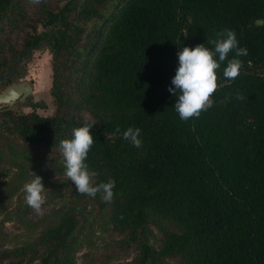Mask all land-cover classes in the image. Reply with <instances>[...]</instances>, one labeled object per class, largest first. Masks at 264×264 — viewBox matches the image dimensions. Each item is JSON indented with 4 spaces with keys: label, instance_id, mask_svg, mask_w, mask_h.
Returning a JSON list of instances; mask_svg holds the SVG:
<instances>
[{
    "label": "trees",
    "instance_id": "16d2710c",
    "mask_svg": "<svg viewBox=\"0 0 264 264\" xmlns=\"http://www.w3.org/2000/svg\"><path fill=\"white\" fill-rule=\"evenodd\" d=\"M264 0H0V73L45 41L51 55L54 114L0 111V136L59 149L74 128L95 121L86 163L95 182L115 181L110 203L95 197L120 239L82 264H264ZM48 29L39 33V27ZM233 30L246 56L240 75L217 71L213 106L181 120L168 91L177 53ZM35 50L32 51V53ZM237 94L244 97L237 99ZM179 92L177 93V96ZM119 127L120 132L115 129ZM140 129V149L123 138ZM1 158V153H0ZM65 169V168H64ZM0 192V216L3 214ZM82 206L64 210L35 242L8 249L0 264H77ZM165 222L161 245L147 228ZM168 262V263H166Z\"/></svg>",
    "mask_w": 264,
    "mask_h": 264
},
{
    "label": "rangeland",
    "instance_id": "374dc122",
    "mask_svg": "<svg viewBox=\"0 0 264 264\" xmlns=\"http://www.w3.org/2000/svg\"><path fill=\"white\" fill-rule=\"evenodd\" d=\"M47 32L48 29L39 27L40 34ZM44 47L35 50L29 62L23 61L21 64L25 73L20 78L34 83V93L29 103L11 109L15 113H30L33 111L30 107L32 104L42 102L45 108H39L37 112L45 117L54 114V101L50 95L51 55ZM15 80L18 81V77ZM2 88L3 85H0ZM0 153V192L4 209L0 216V231L6 248L13 249L37 241L64 210L76 204L84 209V216L80 220L82 232L77 264H82V255L89 247L103 254L119 242L120 239L112 232L106 210L97 199L78 193L54 152L31 148L18 141L8 142L0 136ZM33 173L42 177L46 189L42 214L29 207L25 199L24 185L34 179ZM162 227L170 228L162 220L154 218L147 228L148 242L157 248L161 245ZM137 255L138 250L135 249L129 259L123 258L114 264L132 261Z\"/></svg>",
    "mask_w": 264,
    "mask_h": 264
},
{
    "label": "clouds",
    "instance_id": "9594fccd",
    "mask_svg": "<svg viewBox=\"0 0 264 264\" xmlns=\"http://www.w3.org/2000/svg\"><path fill=\"white\" fill-rule=\"evenodd\" d=\"M31 2L39 3L40 0H31ZM216 36L217 38L211 41L214 48L199 44L195 48L183 47L177 53L179 66L171 81L174 88L169 87L168 91L177 97L174 108L181 120L199 118L201 112L213 106L211 97L218 87L223 86L218 84L217 71L227 60L230 52L234 51L235 57L248 54L246 48L239 47L233 30H222ZM242 67L243 62L240 59L227 60L223 77L229 80L237 78ZM237 99L243 100L244 97L237 94ZM88 120L90 117L85 120L83 126L73 129L70 139L60 141L59 149L64 159L65 175L75 185L79 194L95 198L98 193H103V200L110 203L114 196L115 181L110 179L106 183L97 184L95 182L97 173L86 163L88 153L95 142L90 130L96 124L95 121L88 122ZM115 131L119 133L121 130L117 127ZM139 137V128L129 127L123 132V138L137 149L143 144ZM33 175L34 179L24 185L25 199L29 207L37 214H42L46 189L42 177L35 173Z\"/></svg>",
    "mask_w": 264,
    "mask_h": 264
},
{
    "label": "water",
    "instance_id": "95a60500",
    "mask_svg": "<svg viewBox=\"0 0 264 264\" xmlns=\"http://www.w3.org/2000/svg\"><path fill=\"white\" fill-rule=\"evenodd\" d=\"M262 20L256 21V25H263ZM45 41H42L37 47L34 49H30L27 55L21 54L20 59L14 65L13 70L7 74L0 73V82L4 80H9L11 78H15L19 71L20 64L25 62H29L32 57L33 50H41L43 49ZM34 93V83L32 81H22V82H14L7 88H5L2 92H0V111L3 110H11L16 107V104L26 105L27 99L32 96Z\"/></svg>",
    "mask_w": 264,
    "mask_h": 264
},
{
    "label": "flooded vegetation",
    "instance_id": "af4514ba",
    "mask_svg": "<svg viewBox=\"0 0 264 264\" xmlns=\"http://www.w3.org/2000/svg\"><path fill=\"white\" fill-rule=\"evenodd\" d=\"M13 70V69H12ZM11 72V71H10ZM1 73H3V72H1ZM24 71H23V69L21 68V64H20V66H19V71H18V73H17V75L15 76V77H18V81L17 80H15V78H11V79H9V80H4V81H2V82H0V85H3V87L4 88H2V89H0V92H2L5 88H7L8 86H10L12 83H14V82H22V81H29V80H27L26 78H20V77H22L23 75H24ZM7 74V73H6ZM5 75V74H4ZM30 98H31V96L27 99V103H29L30 102ZM17 105H19L18 103L16 104V106Z\"/></svg>",
    "mask_w": 264,
    "mask_h": 264
}]
</instances>
